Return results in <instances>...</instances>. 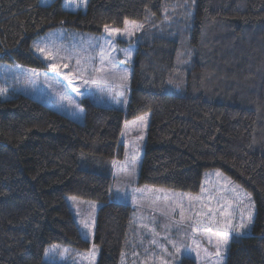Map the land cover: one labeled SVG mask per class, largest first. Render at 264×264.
<instances>
[{"label":"trees","instance_id":"obj_1","mask_svg":"<svg viewBox=\"0 0 264 264\" xmlns=\"http://www.w3.org/2000/svg\"><path fill=\"white\" fill-rule=\"evenodd\" d=\"M125 19L143 27L124 108L82 98L77 121L24 94L0 98V264H51L52 243L89 249L66 195L100 202L96 264H119L132 209L111 200V163L123 122L145 112L138 182L197 192L205 170H222L255 206L224 264H264V0H87L84 11L0 0V61L42 68L31 44L49 29Z\"/></svg>","mask_w":264,"mask_h":264},{"label":"rangeland","instance_id":"obj_2","mask_svg":"<svg viewBox=\"0 0 264 264\" xmlns=\"http://www.w3.org/2000/svg\"><path fill=\"white\" fill-rule=\"evenodd\" d=\"M51 1L39 0V3L48 5ZM61 4L70 11H84L86 8V5L66 4L65 0H61ZM125 20L141 24L140 21ZM109 28L123 30L124 22L119 27ZM140 30L127 37L105 32V27L100 33L65 26L49 29L35 38L31 44V49L44 64L42 68L0 61V88L6 89L0 98L24 94L77 121L83 120L82 98H88L102 106L124 108L127 103L133 59L140 43ZM35 43L42 47L47 45L48 54L52 59H45L44 54L38 53L33 47ZM125 50L131 53L130 58L125 55ZM77 60L81 61L82 74L79 78L70 80L65 73L76 75ZM53 63L60 67V71L53 70L51 67ZM65 64L68 67H63ZM102 67L107 71L103 73L92 71ZM100 77L108 79L109 83L87 85L83 83L85 79ZM124 77L127 78L126 81ZM119 92H123L124 95L119 96L117 102L112 97ZM140 117L146 119L141 121ZM148 121L149 113L145 112L123 122L119 134L123 151L119 158L113 160L115 163L113 161L111 163V200L127 204L132 209L127 231L128 240L121 252L119 264H164V261H167V264H177L179 261L180 264L185 256L193 259L196 264H215L213 258L204 257V249L215 253L216 237L203 229L208 227L212 228L213 233L216 232L225 219L222 212L228 205L230 206L226 210L235 217L233 224H238L241 212L245 216L247 214L244 204L249 202L254 204L253 198L226 173L215 168L205 170L197 192L139 183L138 172ZM217 172L221 175H216ZM233 186H238L239 196L231 190ZM244 194L250 196V201L245 199L244 203H240ZM65 200L80 234L90 241V247L88 250H81L52 243L45 247L43 259L51 264H96L99 247L93 243V232L96 212L101 204L95 200L72 195H66ZM177 205H181L182 209ZM181 210L185 218L182 223ZM164 212L168 214L164 215ZM82 221H86L89 228H84ZM194 228L197 230L194 231ZM250 233L251 227L243 236ZM209 237L213 244H209ZM232 237L238 236L233 233L230 239ZM169 240L174 241L177 246H183L182 254L176 253ZM165 248L167 252L164 251ZM197 252H200L199 259L196 256ZM225 255L226 253L223 255V264Z\"/></svg>","mask_w":264,"mask_h":264},{"label":"snow or ice","instance_id":"obj_3","mask_svg":"<svg viewBox=\"0 0 264 264\" xmlns=\"http://www.w3.org/2000/svg\"><path fill=\"white\" fill-rule=\"evenodd\" d=\"M65 3L66 4L71 3V4H74L77 6H81V5H86L87 0H78V4H77V0H65ZM142 27H143L142 24L125 20L123 30L117 29V28H109V26L105 25V32H109V33L116 34V35H124L127 37H131L134 35L135 31L140 30ZM33 47L35 48V50L38 53L44 54L45 59H49V60L52 59V56L48 54V51H47L48 46L47 45L42 47L39 43H35L33 45ZM125 55L130 58L131 53L129 51L125 50ZM51 67L55 71H60V67L55 63L51 64ZM63 67H68V65L65 64V65H63ZM84 71H86V69ZM92 71L103 73V72H106L107 70L102 67L100 69H92ZM81 74H82V67H81V61L80 60L76 61V75H73L71 73H65V75H67L70 80L79 78V76ZM89 75H91V73H89ZM113 79H114V77H113ZM126 79L127 78L124 77L125 81H126ZM83 83L86 85L87 84H100V83L107 84V83H109V80L106 78L100 77V78H95V79H91V80L85 79L83 81ZM5 91H6V89L0 88V95H2ZM123 95H124L123 92H119V93L113 95L112 98H113V100H117V102H119L118 97L123 96ZM139 119L141 121H143L146 119V117H140ZM113 163H115V161H113ZM216 175L219 176V175H221V173L217 172ZM237 188H238V186H233L231 190L233 191V193H235L237 196H239L240 193L237 191ZM202 191H203V189H202ZM245 199L250 201V196H248L247 194H244L243 199H240L239 202L244 203ZM229 206L230 205L225 206V210L222 212V215L225 217V219H224L223 223H221L219 225V229L216 232L213 233L212 228H208V227L203 229L205 232L212 233L216 237V240L214 242V246L216 249L215 253H210L207 249H204V257L213 258L215 264H223V255L227 251L231 234L234 233L237 236H242L251 227V225L254 221V204H252L251 202L244 204V207L247 209V214L245 216L244 213L241 212L238 224H233V219L235 217L233 216V214L231 212H228L226 210V208ZM177 207H181V209H182L181 205H177ZM173 211H174V209H173ZM210 212H211V210H210ZM163 214L167 215L168 213L164 212ZM212 215H214V213H212ZM184 220H185V218L183 216V210H181L180 223L184 222ZM82 224H83L84 228H86V229L89 228V224L86 221H82ZM193 230L196 231L197 229L194 228ZM208 242H209V244H213V240L211 239V237L208 238ZM153 243H155V241H153ZM169 243L172 244L173 248L176 250V253H181V248L183 246H177V244L171 240H169ZM198 247H199V245H197V248ZM94 250L95 249L93 248V251ZM65 251H67V250H65ZM164 251L167 252V249L165 248ZM169 255H172V254L169 253ZM196 256L199 259L200 258V252H197ZM173 259H175V256H173ZM164 264H167V261H164ZM177 264H179V261H177Z\"/></svg>","mask_w":264,"mask_h":264}]
</instances>
